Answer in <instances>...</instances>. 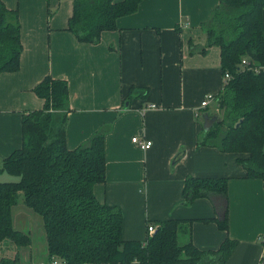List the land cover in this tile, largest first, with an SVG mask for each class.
<instances>
[{"label":"crops","instance_id":"crops-1","mask_svg":"<svg viewBox=\"0 0 264 264\" xmlns=\"http://www.w3.org/2000/svg\"><path fill=\"white\" fill-rule=\"evenodd\" d=\"M0 2L17 10L22 44L18 70L0 74V168L22 144V115L43 107L34 86L46 76L63 79L66 145L74 149L103 133L105 180L94 184L93 192L100 203L120 208L123 239L144 242L149 223L178 219V238L200 250L218 249L226 236L235 239L224 264H264L262 178L246 176L238 162L246 154L197 144L213 122L207 115L215 114L200 101L223 85L219 48L198 51L219 0H141L114 29L102 31L96 44L79 42L67 30L73 0ZM130 87L147 89V95L127 102ZM149 104L155 107L145 108ZM134 135L151 140V146L141 149L132 142ZM188 176L226 178V200L213 195L186 203ZM12 179L0 170V181ZM225 207L228 230L222 231L216 217ZM14 211V227L27 233L30 243L3 240L0 259L7 250L11 264H52L40 220L21 204Z\"/></svg>","mask_w":264,"mask_h":264},{"label":"trees","instance_id":"trees-1","mask_svg":"<svg viewBox=\"0 0 264 264\" xmlns=\"http://www.w3.org/2000/svg\"><path fill=\"white\" fill-rule=\"evenodd\" d=\"M140 1L73 0L67 30L79 42L96 44L102 31L114 29L116 20L136 11ZM263 11L264 0H219L203 26L206 44L198 51L219 48L223 85L215 95L217 119L202 131L197 144L246 154L238 158L246 176L264 182ZM21 52L17 10L0 2V74L18 70ZM242 57L260 71L241 66ZM33 91L43 99V107L22 115V144L2 160L0 168L16 178L0 181V245L6 239L18 246L30 243L29 235L13 224L14 209L21 204L40 220L51 263H225L235 239L226 236L216 250H200L191 241L179 243L178 219L156 221L144 242L123 239L120 208L100 203L93 192L94 184L105 180L103 133L69 149L65 141L68 83L46 76ZM146 95L147 89L130 87L126 101ZM226 190V178L188 176L183 197L186 203L213 195L226 200ZM216 224L228 230L226 207ZM0 263L11 264L1 259Z\"/></svg>","mask_w":264,"mask_h":264},{"label":"built area","instance_id":"built-area-1","mask_svg":"<svg viewBox=\"0 0 264 264\" xmlns=\"http://www.w3.org/2000/svg\"><path fill=\"white\" fill-rule=\"evenodd\" d=\"M240 64L244 68H246L248 70H254L255 72H259L260 69H261L259 66L251 64L249 59H247L246 57H242L241 58ZM224 77L227 78V77H229V75L227 73H225ZM154 107H155L154 104H149L145 108H150L151 109V108H154ZM200 107L209 108L210 110H212L216 114L219 113V111H220L219 106L217 104L216 96L213 93H206L203 96V99L200 101ZM132 142L134 144H136L138 147H140L141 149H143V150L148 149L151 146V144H152L151 140L140 139L138 137V135H134L132 137ZM154 230H155L154 225L149 223L147 225V232L151 234V233L154 232ZM52 263L54 264V263H57V262L53 261ZM57 264H59V263H57Z\"/></svg>","mask_w":264,"mask_h":264},{"label":"rangeland","instance_id":"rangeland-1","mask_svg":"<svg viewBox=\"0 0 264 264\" xmlns=\"http://www.w3.org/2000/svg\"><path fill=\"white\" fill-rule=\"evenodd\" d=\"M191 45L194 46V48H196L195 46H198V44L196 45V44H194L193 42L191 43ZM198 47H199V46H198ZM178 240H179V241H178L179 243H182V242H183V240H180V238H178ZM9 252H10V251H7V250H6V254H7L8 257L6 256V259H1L2 261H4V262H12V261H10V260H14V258H11V257L9 256ZM8 259H10V260H8Z\"/></svg>","mask_w":264,"mask_h":264},{"label":"water","instance_id":"water-1","mask_svg":"<svg viewBox=\"0 0 264 264\" xmlns=\"http://www.w3.org/2000/svg\"><path fill=\"white\" fill-rule=\"evenodd\" d=\"M207 117H209L210 121H215L217 119V114L215 113L214 115L210 116L207 115Z\"/></svg>","mask_w":264,"mask_h":264}]
</instances>
